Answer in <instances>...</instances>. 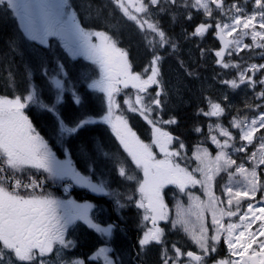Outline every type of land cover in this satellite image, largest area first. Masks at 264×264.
Listing matches in <instances>:
<instances>
[{
	"label": "snow or ice",
	"instance_id": "6c2138e0",
	"mask_svg": "<svg viewBox=\"0 0 264 264\" xmlns=\"http://www.w3.org/2000/svg\"><path fill=\"white\" fill-rule=\"evenodd\" d=\"M112 2L141 31H145L146 26L147 30L159 37V40H149L150 46L163 47L169 43L164 31L155 23L136 15L148 14L149 6H158L161 0H147V3L145 0ZM168 2L176 4L177 0ZM254 4L260 11L248 14L243 6L237 3L226 5L225 0H183L182 3L184 7L202 10L207 17L216 21L214 24L201 23L192 35L203 37L209 28H215L223 44L222 49L215 52L217 63L225 69H238L237 79L222 81L233 89L240 85L252 89H256L258 84L264 85V76L253 79L257 72L264 69V64H250L241 69L239 64L224 59L226 52L228 55H238L245 48L264 49V0H254ZM0 6L11 9L30 40L44 45L49 37H57L72 57H83L96 66L99 78L92 79L88 86L103 93L107 101L106 114L99 121L85 116L71 126L66 124L59 117L58 110L66 90L64 77L67 73L63 65H57L52 74L45 73L48 76L46 83L54 93L49 103L43 102L41 89L34 85H30L23 96H0V264H84L83 260H65L62 256L64 249L74 246V242L66 239V233L78 220L88 224L105 241V245L99 247L91 259H102L103 264H115L110 256L112 249L107 246L113 226L104 227L94 223L89 216L92 205L88 203L61 201L50 194H42L43 181H37L27 171L35 169L46 173V179H69L94 193L107 194L103 183H93L88 176L76 171L70 161L57 159L25 114V108L30 105L57 116L62 139L75 135L93 123L102 122L110 126L124 152L143 174V178L137 180L139 199L135 203L137 208L144 210L143 218L150 221L152 227L139 240L142 250L153 243L164 244V230L159 227V221L169 220L164 189L172 185L187 195L190 201L187 209L177 205L172 227L181 228L198 247L199 253L182 251L174 244V256H168L165 250L163 264H264V195L261 200L256 199L257 193H264V168L261 167L264 166V111L251 118L233 117L229 127L220 122L209 125L210 139L218 152L213 157L206 149L199 150L194 154L198 166L190 171L178 162L182 155L179 149L184 148L183 142L173 149V142L179 138L160 126L176 124L177 120L175 117L162 118L160 57L155 52L144 73L134 72L127 51L120 48L108 33L82 27L67 0H0ZM214 11H218L219 17L224 19L214 17ZM188 18L191 19L190 14ZM237 32L240 33L238 37L234 36ZM249 36L252 44L243 43V38ZM153 86L159 89L154 94L149 92ZM129 88L135 90L134 99L126 94L128 98L123 100V104L127 106V111L138 113L151 125V143L141 140L129 126L128 119L118 114L121 104L116 96L122 89ZM255 96L264 101V87ZM73 98L77 104L80 103L75 93ZM245 106L264 108V104ZM225 111L226 108L220 103L210 102L209 110L202 114L219 118ZM230 128H235L237 135ZM196 131L201 129L197 128ZM257 133L261 135L257 137ZM154 147L159 149L162 159L157 158ZM250 147H253L252 151H249ZM238 153L246 154L239 163L234 158ZM118 170L120 176L135 179L128 175L123 165ZM196 173H199V178ZM221 173L227 174L228 181L223 186L222 194L217 195L215 180ZM196 186L202 189L206 199L202 200L187 191ZM37 189H41V194H37ZM244 200L255 203L249 202L245 206ZM208 215L211 217V229L207 223ZM222 238L228 257L215 259L212 254L217 252Z\"/></svg>",
	"mask_w": 264,
	"mask_h": 264
},
{
	"label": "trees",
	"instance_id": "16d2710c",
	"mask_svg": "<svg viewBox=\"0 0 264 264\" xmlns=\"http://www.w3.org/2000/svg\"><path fill=\"white\" fill-rule=\"evenodd\" d=\"M81 3L82 8L89 14L87 15L89 20L97 23L95 27L105 29L120 47L127 51L134 70L144 73L154 52L157 53V47L153 48L148 43L152 34L147 30L141 31L139 26L129 22L110 0H81ZM189 14L191 19L188 18ZM160 22L167 29H185L183 34L173 36L175 39L177 37L176 41L179 46L176 54L172 50L160 52L166 58L161 64L162 118L167 120L175 117L177 120L176 124L163 126L185 144L187 154L190 155L189 152L197 146L206 147L213 153L215 150L209 141V125L215 119L204 116L202 112L208 111L211 101L207 98L208 89L205 87L207 81L204 78L213 74L215 77L221 75L219 70L214 69L216 59L212 51L217 49L218 42L212 36V32L205 34L202 38L189 36L194 26L207 23V21L202 11L184 7L182 3L179 5V11H173L168 3ZM55 43L56 41H52L51 47H35L30 42H20L12 32L10 25L0 15V96L9 98L14 95L23 96L29 86L34 85L41 89V99L44 103L52 101L54 93L46 83L48 76L45 73L52 74L57 69L56 58L61 54V50ZM187 51L192 52L193 63L190 62V58L185 57ZM63 60L67 63V75L64 77L66 90L63 93V102L58 106L59 117L70 126L85 116L99 121L106 114L107 101L103 93L94 91L88 86L91 80L97 77L96 66L82 64L79 61L67 62L64 57ZM169 67L171 71L174 69L173 72L180 71V76L170 79L173 72L169 71ZM222 72L228 73L229 71L223 70ZM221 87L217 82L215 90L219 92ZM155 88H151L149 92L154 94ZM188 90L189 92L186 93ZM217 91L213 95H218ZM73 93L80 98L79 104L75 102ZM126 94L134 98L135 90L122 89L121 93L116 96L121 104L118 113L123 114L137 135L148 143L151 139V127L139 114L127 111V106L123 104V100L128 98ZM31 106H29L30 109ZM35 108L42 113L40 124L47 127L41 128L42 132L49 136L56 146L61 148L66 146L77 169L90 176L92 180L102 182L107 194L94 195L87 189L72 184L69 180L46 179L47 174L41 172L43 179L39 181H43L42 191L65 190L68 192L67 195H72L77 201H90L100 209L99 223L101 225L112 224L116 230L120 231L118 237L114 232V236L111 237H116V239H109L107 243L114 252V254L111 252L113 256L124 253L128 257H134V264H150L147 257H155L154 254L164 253L165 250L168 256L174 254L172 249L174 244L182 251L199 253L189 239L174 237L179 232L177 228L173 229L163 245H158L154 249L152 255L148 254L149 248L141 249L139 240L148 227L142 210L137 208L135 203L139 198L137 180L143 178L142 171L136 168L131 158L124 152L107 124L102 122L90 124L80 129L75 135L62 140L56 131L48 129L50 128L49 121H51L59 131L57 116L36 105H34ZM224 118L226 119L225 116ZM197 128L201 131H196ZM121 165L126 168L128 175L135 179L120 176L118 169ZM227 177L226 173H221L216 177L214 190L217 195L222 194ZM195 190L200 192L199 188ZM36 191H41V189ZM168 191L169 189L165 190L166 197ZM175 192L185 200L183 193H180L178 189ZM246 201L244 200L243 203ZM207 223L211 229L209 219ZM211 234L210 230L209 235ZM117 238L122 239V242ZM82 241L83 243L74 251L76 255H86L96 250V244L92 243L90 237L84 236ZM114 241L117 244H114ZM226 251L227 246L221 239L220 244L217 245V252L212 256L215 259L221 258L225 256ZM184 259L187 258L184 257ZM162 261L163 259H158L153 264H162Z\"/></svg>",
	"mask_w": 264,
	"mask_h": 264
},
{
	"label": "rangeland",
	"instance_id": "374dc122",
	"mask_svg": "<svg viewBox=\"0 0 264 264\" xmlns=\"http://www.w3.org/2000/svg\"><path fill=\"white\" fill-rule=\"evenodd\" d=\"M145 2L147 3V0H145ZM168 3H169L168 0H161L160 4L158 6H149V13L148 14L136 13V15H138L142 19L147 18V19H150L151 22L155 23L162 31H164V33L166 34V36H167V38L169 40V43L166 44V45H164L163 47L156 46L157 47V53H156V55H158L160 57V62H159V65H158L159 70H160V77H159L160 78V81H162L161 80V64L164 63L165 62V59H166L165 58V55L164 54H161L160 52L161 51L162 52H170L172 50L176 54L177 51H178L179 46H178L177 41H176L177 37H176V39L174 37H175V35L183 34V31L185 30V29H183V30L174 29L173 30L172 28H168L167 29V28L164 27V25L161 24L160 18L164 15V11H165L166 6H167ZM232 3H237L238 5L243 6L244 9H245V12H247L248 14H251L254 11L255 12H259L260 11L259 9H256L255 4H254V0H251V1H247V0H237L236 1V0H232L228 5H230ZM165 4H166V6H165ZM169 4H170V6H171V8H172L173 11H179L180 2H178L176 4H171V3H169ZM212 7L215 8L214 5ZM161 9H163V10H161ZM70 10H72L71 9V6H70ZM0 12H1V7H0ZM241 15H243V13H241ZM213 16L214 17H219V12L214 11L213 12ZM220 18H221V20L224 19V17H220ZM258 19H259V17H258ZM17 20H18L19 25H20V29H19V33L18 34H19V36H22V34H24L23 26H22V24H21V22L19 21L18 18H17ZM198 25H200V24H197L196 26H194L193 32H194L195 28ZM145 30H147L146 26H145ZM90 31H100V30H90ZM147 31H149V30H147ZM212 31H213V28H209L206 34H210V32H212ZM149 32L152 34L150 40H159V37L156 36L155 33H152L151 31H149ZM192 33H190L189 36L194 37V38H199V36H193ZM234 36L238 37V36H240V33L239 32L234 33ZM216 37L218 38L217 33H216ZM232 38L233 37H227V39H232ZM94 42H95V38H94ZM220 43H221V49H222L223 44H222L221 41H220ZM243 43H245V44H252V41H251L250 36L249 37H244L243 38ZM60 53L61 54L59 56H57V58H56V66L57 65H63L64 66V71H65V66H66L67 63L63 60L62 55L68 61L70 60V58H72L74 60L75 57H72L66 50H63ZM227 56H228V54L226 52L225 53V57H227ZM185 57L186 58H190V60H191L192 57H193L192 52L187 51ZM152 58H151V60H152ZM234 59L236 61H234L233 63L230 62V61H227V59H225V61L230 62L232 64H239L240 67H241V69L242 68H245L247 65H250V64H258V65L259 64H264V49H260V48L253 47L250 50V49L245 48L243 51H241L238 54V56H235ZM192 61L193 60H191L190 62H192ZM215 67H218L220 69L222 68L220 66V64H218V63L215 64ZM168 69H169L170 72H173L174 71V69H173V71H171L170 67ZM179 72L180 71L173 72V74L170 76V79H176L178 77V75H179ZM237 74H238V69L234 68V77L233 78H229L227 80L237 79L238 78V75ZM248 75L251 76L252 73H248ZM97 76L98 77L96 79L99 78V72L97 73ZM262 76H264V69H261V71L257 72L255 74V76L253 77V79L258 80ZM204 79H206V81H207L205 83V87H207V89H208L207 92H206V94H207V98L211 100L210 102H216L215 100H218L216 103H220L222 107H225L226 108L225 114L222 117H219V120L216 121V122H214L213 124L220 122V123H223V125L225 127H229V122H230V120L233 117L243 118L244 116H248L249 118H251V117L255 116L258 112L264 111V108H249V107H246L245 106L246 104L247 105H253V106L254 105L264 104V101H261V100L256 99V96H255V93L257 91H259L260 88L264 87V85H259L258 84L257 87H256V89H252V88L248 87L247 85H240L239 88L233 89L229 85L224 84V86H222L220 88L221 91L218 92L217 90H215V87L217 85V81L213 78L212 75H209V76H207ZM196 81H200V80H196ZM220 82L223 84L222 81H220ZM218 84H220V83L218 82ZM155 90H157V88H155ZM215 91L218 92V95H213L215 93ZM188 92H189V90L186 93H188ZM225 97H227V99H225ZM209 108H210V103H209ZM118 114H120V113H118ZM224 116L225 117H228L226 119V121H225ZM163 125H165V124H161L160 126L165 131H167L164 128ZM230 131H232L234 135H237V130L235 128H230ZM262 132H264V130H262ZM212 134H215V133H212ZM171 135H173V134H171ZM260 135H261V133H257V137H259ZM218 138L223 139V137H218ZM151 139H152V131H151ZM151 139H150V141L148 143H151ZM237 139H238V136H237ZM178 144H179L178 141H174L173 144H172V148L173 149H177L178 148ZM213 145L216 147V150L213 153H210V154L214 157L217 154V152H218V148H217V146L215 144H213ZM153 150H154V152H156L158 159H162L163 158L162 154L159 153V149L158 148H155L154 147ZM179 150L181 151V154L182 155H181V158L179 159L178 162L181 164V166H185V167H187L188 164H192V168L189 169L191 171V170L195 169L198 166V163H199L197 160H195L194 154L197 153L199 150H204V148L201 147V146L194 147L192 149V151H191L190 157H188V155L187 156L185 155L186 154L185 147L183 149H179ZM252 150H253V147H250L249 148V151H252ZM65 153H66L67 157L61 156L57 152L55 153V155H56V157H57L58 160H61V161H70L69 156H68V152L65 151ZM245 156H246L245 153H238V154H235L234 158H237L238 163H239V162H241V159L240 158H243ZM71 164H72V162H71ZM72 166L74 167L73 164H72ZM261 167L264 168V166H261ZM196 175L199 178V173H196ZM262 179H264V176H262ZM64 180H69V179H64ZM69 181L72 184H75L71 180H69ZM227 181H228V177H227L226 181L224 182V185H225V183ZM93 183H96V182H93ZM99 183H102V182H99ZM99 183H97V184H99ZM75 185H77V184H75ZM77 186L81 187L80 185H77ZM169 187H172V188H170L169 191L167 192V198L164 196V201H165V203L168 206L169 214H171V216H172V219H171V221H172V220H174L176 218L177 205L178 204L179 205H182L185 209H187L189 207L190 201H189L187 195H186V199L185 200H182L177 195V193L175 192L173 186L172 185H169L166 188H169ZM197 187H199V186H197ZM189 189H187V191L190 192V193H192L193 195L199 196L202 200L203 199H206V197L204 196V193H203V191H202V189L200 187H199L200 192L199 191H195V190H189ZM106 192H107V190H106ZM96 194H98V193H96ZM99 195H103V194H99ZM262 195H264V193H257L256 199L257 200H261ZM65 197H66V199L63 198V199H60V200L61 201L71 200V201H74L77 204H85V203L90 204L89 202H77V201H75V199H73L72 197H69V196H65ZM168 200L170 201V203L168 202ZM249 202L255 203V201H248L247 200L243 204L246 206L247 203H249ZM142 211H143V216H144V210L142 209ZM89 216L91 217V219L95 223L96 211L94 212L93 206H92V208H91V210L89 212ZM208 219L211 221L210 215L207 216V220ZM233 219H235V218H233ZM147 222H148L147 229H149V228L152 227V225H151V222L150 221H147ZM162 222H166V221H159V227L160 228H161V225L160 224ZM171 227H172V223H171ZM89 229H92V228L89 227L88 224H86L82 220H78L73 225H71L69 227L68 232L66 233V239L73 242L74 241L73 238H75L76 236H79V235L83 234L85 236H88L89 235L90 238H91V240H93V236H92L91 232L88 231ZM177 229L179 230L178 233H180V235L183 238H188L191 241V243L196 247V249L199 250L198 247L192 242V240L189 238V236L181 228L177 227ZM117 239L119 241L122 240L120 238H117ZM262 239H264V238H262ZM115 244H117V243L115 242ZM102 246H104V245H102ZM70 249L71 248H68V249H64L62 251V256L64 257V259L65 260H68V259H79V258L74 257L73 255L70 254ZM226 252H227V254L225 256L221 257V258H227L228 257V250ZM148 254L152 255L153 252L152 251H149ZM93 255L94 254H91V255H89L87 257L89 264H103V260L102 259H100L99 261L91 259V257ZM116 255L119 256V257H121V264H125L126 261L128 260V256L125 255L124 253L123 254H116ZM170 256H174V254L173 255H170ZM147 259L149 260L150 264H153V263L156 262L155 257H147ZM218 259H220V258H218ZM79 260H81V259H79Z\"/></svg>",
	"mask_w": 264,
	"mask_h": 264
}]
</instances>
